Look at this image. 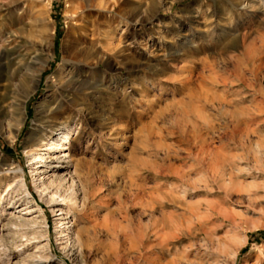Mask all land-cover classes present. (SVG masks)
<instances>
[{"label":"rangeland","instance_id":"374dc122","mask_svg":"<svg viewBox=\"0 0 264 264\" xmlns=\"http://www.w3.org/2000/svg\"><path fill=\"white\" fill-rule=\"evenodd\" d=\"M99 1L0 0V52L7 48L13 62L2 72L7 80L0 82L1 106L8 113L6 92L19 100L23 76L31 77V86L36 58L45 62L39 87L28 96L21 135L11 146L8 125L0 134V208L5 210L0 264H264V0ZM250 1L253 6H246ZM138 3L142 25L131 17L132 4ZM70 40L88 52L84 72L73 67ZM17 64H28L29 71H17ZM95 71L104 73L101 88L65 92L92 113L69 104L64 110L62 119H69L73 132L62 153L67 159L37 166L39 178H66L63 189L73 178L76 207L48 205L34 189L24 137L33 125L43 127L36 120L60 95L54 74L61 81L72 73L98 83ZM254 72L259 75L255 83ZM250 111L263 124L252 125L246 149L239 148L232 142L229 114ZM206 117L213 132L205 128ZM202 141L216 157H244L230 185L216 183L211 165L199 164L206 156ZM4 158L13 166L5 167ZM17 169L35 202L20 190L11 191ZM178 171L196 187L192 191L185 185L184 196ZM207 203L215 209L207 212ZM56 207L67 215L55 217ZM58 218L63 235L73 238L76 229L86 231L81 246L60 240ZM104 226H115L117 236L106 234ZM146 245L153 249L147 251Z\"/></svg>","mask_w":264,"mask_h":264},{"label":"bare ground","instance_id":"6f19581e","mask_svg":"<svg viewBox=\"0 0 264 264\" xmlns=\"http://www.w3.org/2000/svg\"><path fill=\"white\" fill-rule=\"evenodd\" d=\"M81 1H83L84 4H87V0H81ZM101 2H102V0L99 1V4H101ZM243 5H244V3H243ZM245 5L246 6L248 5L249 7H252L253 6V2L252 1L247 2ZM155 6H156V4L154 2H152L151 3V10H154ZM141 7L142 6H141L140 3L132 4V16L131 17L135 20L134 22L138 23L139 25H142L143 23H145V20L142 21L141 18L139 17V14L141 12ZM78 9H79L78 7H75L74 10L72 11L73 14H76L78 12ZM76 10H77V12H76ZM146 21H147V19H146ZM241 40H242V38H241ZM64 42L66 44V42L68 43L69 40L68 41L65 40ZM77 43L78 42L75 41V40L71 41V47L73 46V48H74V50L76 52V54H73L74 55V57H73L74 61H73L72 64H73V67L78 69L79 72L80 71L84 72L82 67L85 66V64H84L85 62L84 61L87 60L89 55H88V52L86 50L80 49V48L79 49L75 48V47L78 46ZM97 46H99V45H97ZM64 50L65 51L63 53H65V54H63V55H65V56L62 57V59L60 60L62 66L67 63V56H68V51H67L68 49L65 47ZM10 56H11V54L7 50V48H6V50H3V51L0 52V61L7 60V62H5V63L2 61L3 64H2V62H0V82L2 80H7V79H5V77L2 74L3 70L6 69V66H8V67L9 66H13V62L11 60L8 61V58ZM36 62L38 64V67L36 69H34V71H33L34 74H32V75H34V76L31 79L32 80V85L29 86V84L27 82V80L30 77V76H27V74L25 76H23V78H22V80L20 82V86L18 87V90L22 94L20 99L17 100L15 95L13 94V92L12 93H11V91H7L6 92L5 97L10 98V100H11V104L7 108L8 110H10L9 111L10 113H8V111L6 110V106H4V105L1 106L3 100H5V99H4V96L0 97V134H2V126H3V124L8 125L10 130H9V135H8L9 137L6 140L8 141L9 145H11V146L15 143L17 138H19L18 136L21 135L22 128L25 125V119H26V116H27L26 115L27 112L25 111V106H26V103H27V100H28V96L33 94V92L39 87V84H40V81H41V73H42V71L44 69L45 62L40 57L36 58ZM96 63L100 64L102 62H98L96 60ZM106 65L110 68L108 61H107ZM29 67L30 66L28 64L18 65L16 70L17 71H21L22 69H24V70L27 71ZM87 68H88V66H87ZM131 69H139V67H132ZM94 70H95V68H94ZM71 74H70L71 77H69L66 81H63L65 79H63L61 81V78H59V74L58 73L54 74L55 82L58 83L61 86V88L59 90L60 95H58L59 96L58 99H56V101L53 102L51 107H49L45 111V113H44L45 115H43V117H40L38 120H36V122L41 123L42 124L41 126H43V127H40L38 125H33L31 127V129L29 130V132L25 135L24 141H23V150L30 158V169H31V171L33 173L34 189L38 193L40 199L43 202H45L46 204H48V205L60 204V206H63V205L66 206V204H70L73 207H76L77 191L75 190V183H74L73 178H71V176H69L70 185L63 189V187H64L63 182H64V180H66V178L65 179L63 178V180L62 179L61 180L60 179L59 180H55V179H53L52 174L50 175L51 176L50 177L51 180H50L49 177L45 178V179L43 177L39 178L38 174L40 172L38 173V171H37V169H38L37 166L43 160L49 159V160H56V161H60V160H64L65 161V159H67V156L65 154L63 155L62 153H63V150H65L70 145V142H71V139H72L71 137H72L73 132H72V128L69 126V119H62V116H63L64 110L66 112V108L68 107V104L73 107V106H76L77 103H76L75 99L68 98V96H66L67 95V94H65L66 90L70 89V91L71 90L76 91V90L81 89L83 86H85V87L87 86L89 88V90H97L98 87H100V88L102 87V83L101 82H102V79L104 78V75H103L104 73H100V72H96L95 71V74L99 78H101L100 82H98V83L96 81L91 80L90 78H87V76H78V78H76V77L74 78L75 75L73 76ZM258 76L259 75L257 74V72H254V74L252 76V79L250 78L253 83L258 81ZM253 83H249L247 85L249 86L250 84H253ZM9 88H10L9 85H6L4 87V89H6V90H8ZM212 99L213 100L216 99L215 96H212ZM212 101H211L210 104H211V106L213 108H215L214 107L215 105L213 104ZM219 101H221V100H219ZM77 106H80V110L79 111H85V112H87L88 115H92V113L90 111H88V108L83 103H80ZM15 112L18 113L17 114L18 116H16V117H15ZM250 112L251 113H236V112H233V113H230V114L228 112L226 113V114L230 115V119L228 120V123H229V126L231 128L230 129V135H231L232 140H233L232 142H233V144L236 143V145H239V148H244L246 146V143H248L247 142L248 137L250 136V134L254 133V130L250 129L251 126L253 125V126L259 128V125L263 124L262 121H257V115H256L257 113L254 114V113H252V111H250ZM242 118H244L245 120L242 119ZM12 120L14 121V124L13 125H9L10 124L9 122L12 121ZM205 123H206V127H205L206 130L208 132H210V131L213 132V127L211 126V121H210L209 118H207V117L205 118ZM249 145L250 144H248L247 147ZM35 149H37L38 151H46L48 149L49 153L38 154V153L34 152ZM201 149H202L201 151H204V155L210 156V159H209L210 162L208 161V163H206L207 162V158H206V156H204L202 158V156H203L202 155V156H200L201 158L198 159L199 164L202 167H205L207 169H209L208 164L211 165L210 168L212 170V173H211L212 174V179L216 183H222L223 185L224 184L230 185L232 183L233 171L234 170L239 171L237 169V167H239V165L245 161L244 157L241 156V155H239V156L232 155V156H227V157L226 156L216 157V156H214V152L210 151L208 149V147L205 146V141H202ZM245 149H246V147H245ZM256 152L258 153V151H256ZM263 152H264V150H263ZM259 153H261V152H259ZM1 154L2 153L0 151V155ZM263 155H264V153H263ZM259 156H260V154H259ZM257 157H255V158H257ZM3 161H4V164H5V167L6 166L7 167H12L13 166V163H9V161L7 159L4 158ZM255 163H258V162L255 161ZM46 165H50V163H48ZM12 169L13 168H11L10 170H12ZM20 171H21L20 169H17V170L12 172V174L14 175L13 183H15V187L11 191L14 192V190H20L21 191L20 193H22V195H24L26 199L33 200L32 197H31L30 192L27 189V186H26V183H25L24 179L20 176V173H19ZM15 174H17V175H15ZM186 176L187 175L185 173H183L182 171H178L177 174H176V182L178 183V188L181 190L182 196H184V194L187 191V189L184 187L185 185H186L187 188H189L192 191H194L196 189L194 184H190L189 183V179H187ZM3 179L4 178L2 177V180ZM57 181H58V183H57ZM218 188L220 189V187H218ZM225 188H226V186H225ZM203 189L206 190L207 188L203 187ZM9 194H10V192H8L7 195H9ZM57 199L59 201H57ZM33 202H35V201L33 200ZM173 203H174L175 207L176 206H179V207L182 206V204L180 202H173ZM33 204H35L38 207V205L36 203H33ZM148 206L151 208L152 204L149 203ZM200 207H201V204L198 203L196 210H199ZM183 208L184 207H182L181 209H183ZM213 209H215L214 205H212V204L209 205L208 203L206 204V211L207 212H210ZM23 210L26 211V214L33 213V211L29 210V209H23ZM185 210L189 211V208H188V210L187 209H185ZM3 211H5V210L3 209V207H1L0 208V214ZM52 212H53L55 217L56 216L59 217V216H62V215H67V213H64L63 208H59V207H56L55 209H52ZM195 212H198V211H195ZM183 214H184V212H183ZM193 215H194V213H193ZM173 216H175V215H173ZM175 217H177V215ZM197 217H198V215H197ZM56 220H57L56 224L58 225V228H59V230L57 232L59 233L60 240H63L64 237H66L64 243L67 244V245H68V243L70 245H79V246H81L83 244L82 243V239H81V235L86 232L85 230L81 231L79 229H76L75 231H73V233H74L73 238L71 236L67 235V234L63 235V232L61 231V227L64 225V223L62 221L63 219L58 218ZM176 220L178 221V219H176ZM199 223H201V222H198L197 225H199ZM165 224L162 223L161 226L165 227ZM174 224H175V222H174ZM175 225H177V224H175ZM164 227H162V228L164 229ZM152 228H153V233L155 235H157L158 234V225L154 224V227H152ZM163 229L160 228V230H163ZM66 230H68V229H66ZM160 230H159V232H160ZM104 231L106 232V234L108 233V234L117 236L116 235V231H118V230L115 229V226H112V227L104 226ZM65 232H67V231H65ZM175 239H176V236H175ZM144 248L147 251H150V250L153 249V246L146 245V246H144Z\"/></svg>","mask_w":264,"mask_h":264}]
</instances>
